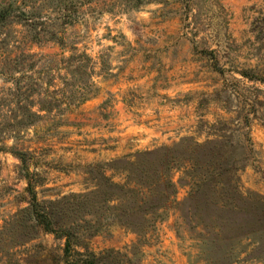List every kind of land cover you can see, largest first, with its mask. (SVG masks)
I'll use <instances>...</instances> for the list:
<instances>
[{
  "label": "rangeland",
  "instance_id": "obj_1",
  "mask_svg": "<svg viewBox=\"0 0 264 264\" xmlns=\"http://www.w3.org/2000/svg\"><path fill=\"white\" fill-rule=\"evenodd\" d=\"M0 264H264V0H0Z\"/></svg>",
  "mask_w": 264,
  "mask_h": 264
},
{
  "label": "trees",
  "instance_id": "obj_2",
  "mask_svg": "<svg viewBox=\"0 0 264 264\" xmlns=\"http://www.w3.org/2000/svg\"><path fill=\"white\" fill-rule=\"evenodd\" d=\"M35 200V199H34ZM41 217H44V220H43V223L44 224H48V222H49V219L47 218V217H45V216H41ZM49 231V230H48Z\"/></svg>",
  "mask_w": 264,
  "mask_h": 264
}]
</instances>
